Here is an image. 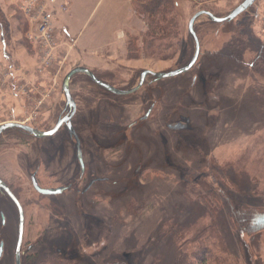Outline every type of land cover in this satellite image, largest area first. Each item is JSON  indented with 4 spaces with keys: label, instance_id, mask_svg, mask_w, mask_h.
<instances>
[{
    "label": "rangeland",
    "instance_id": "rangeland-1",
    "mask_svg": "<svg viewBox=\"0 0 264 264\" xmlns=\"http://www.w3.org/2000/svg\"><path fill=\"white\" fill-rule=\"evenodd\" d=\"M174 1L180 35L167 51L171 55L146 56L141 37L139 58L129 61V41L147 30L132 0H38L56 12L54 56L47 63L48 48L30 37L35 24L21 10L26 0H0L9 25L6 43L0 30V124L51 129L67 114L62 86L77 60L102 62L86 68L120 89L138 84L145 69L186 65L196 50L189 31L193 15L206 10L222 17L244 0ZM247 22L264 39V0L231 21L200 16L194 28L201 52L193 68L159 80L148 75L130 94H114L84 73L74 75L72 123L85 167L95 174L60 194L39 193L31 176L37 171L45 188L78 178L76 139L67 126L45 138L16 129L0 134V177L25 212L22 264H185L194 256L189 239L212 220L233 264L264 259V228L241 234L231 212L233 205L264 208V74L254 72L247 59L242 63L219 52ZM110 55L113 60L103 63L102 56ZM176 121L184 127L170 129ZM92 177L103 180L90 185ZM193 177L207 179L214 189L215 214L189 188ZM18 228V209L0 191V264H16Z\"/></svg>",
    "mask_w": 264,
    "mask_h": 264
},
{
    "label": "trees",
    "instance_id": "trees-1",
    "mask_svg": "<svg viewBox=\"0 0 264 264\" xmlns=\"http://www.w3.org/2000/svg\"><path fill=\"white\" fill-rule=\"evenodd\" d=\"M132 4L135 11L143 16V20L147 24V30L129 41V59L139 58L140 52H137L136 42L141 37L143 44L141 52L151 58L167 59L171 55L170 51L168 53L167 51L174 49L180 35L174 15L177 3L174 0H132ZM6 23V17L0 8V30L4 43H6L4 38L6 30L9 29V25ZM219 52L238 62L244 63L247 59L254 72L264 74V39L255 32L251 22L240 23ZM98 78L113 85L99 76ZM14 129L23 131L17 128ZM189 188L195 193V197L205 200L203 206L208 208L211 215L217 212L218 209L214 208V202L217 200L214 199L215 201H213V198H216L214 196L215 192L207 179L200 180V178L195 179L193 177L189 182ZM231 212L234 225L241 234H250L264 228V208L233 205L231 206ZM189 240L193 243L192 255L194 256L189 257L185 264H233L229 259L220 231L213 220L206 227L197 229L195 237ZM211 240L216 241V243H210ZM187 242L184 241L178 246L182 249ZM54 263L63 264L59 260ZM249 264H264V259L258 257L257 262L249 259Z\"/></svg>",
    "mask_w": 264,
    "mask_h": 264
},
{
    "label": "water",
    "instance_id": "water-1",
    "mask_svg": "<svg viewBox=\"0 0 264 264\" xmlns=\"http://www.w3.org/2000/svg\"><path fill=\"white\" fill-rule=\"evenodd\" d=\"M255 1L256 0H244L237 7H235L229 14L222 16V17L216 16L212 12L206 11V10H200L197 13H195L189 22V31L195 40L196 50H195V53H194L192 59L186 65H184L180 68H177L175 70L160 71V72L153 71L150 69H145L141 73V77H140L138 84H136L134 87H131L129 89H120V88L114 87V86L102 81L101 79H99L97 77V75L92 70H90L86 67H76V68L72 69L67 74V76L64 80L63 86H62V89H63L65 97H66V107L68 108L69 112L67 114H65L64 116L59 117L57 122L55 123V125L51 129L41 130V129L35 128L31 125L12 121V122H6L3 124H0V134H2L7 129L17 128V129H21V130L37 137V138H45V137L52 136V135L56 134L64 125H66L68 130H69V134L73 135L76 138V141H77L76 142L77 157H78V160L81 164V167L84 169V160H83V153H82V149H81L80 140H79V137L77 136V133H76V131L73 127V123H72L73 116L75 115V113L77 111V105H76L75 99L73 98V95H72L71 89H70L71 79L74 75H76L78 73H84V74L88 75L96 84L107 89L108 91H110L114 94L124 95V94H130V93L138 91L144 85L146 77L148 75L153 76L155 80H159V79H163V78L176 77V76H179L181 74H184L193 68V66L197 62V59H198L200 52H201L200 41H199V38H198L197 33L195 31V28H194V24H195L196 20L202 15H207L210 18V20H212L213 22L231 21V20L235 19L238 15H240L241 13L246 11L250 6H252L255 3ZM150 112H151V108L142 117V119H146L149 116ZM182 126L183 125L176 124L174 126L171 125L169 128L177 129V128L182 127ZM31 180H32V184H33V187L35 188V190L41 194L55 195V194H60L67 189V187H57V188L42 187L39 184L35 173L32 174ZM90 185H92V182L90 183ZM0 191L3 194L7 195L12 200V202L16 205V207L18 209L19 228H18V237H17V244H16L15 259H16V264H22L21 256H22V246H23V241H24V230H25L24 207H23L22 203L20 202V200L18 199V197L16 196V194L11 190V188L8 186V184L1 177H0ZM2 218H3V222H4L5 217L3 215H2ZM3 254H4V242H1V244H0V260L3 257Z\"/></svg>",
    "mask_w": 264,
    "mask_h": 264
},
{
    "label": "built area",
    "instance_id": "built-area-1",
    "mask_svg": "<svg viewBox=\"0 0 264 264\" xmlns=\"http://www.w3.org/2000/svg\"><path fill=\"white\" fill-rule=\"evenodd\" d=\"M38 0H26V2L21 6V10L26 13L30 25L35 27L32 28L31 38H34L35 41H40L45 47L48 48L46 53V61L50 62L54 56L53 47L55 41L53 39V20L56 14L55 11L47 9L46 7L41 8L37 4ZM49 3L56 4L54 0H49ZM31 14V16L29 15Z\"/></svg>",
    "mask_w": 264,
    "mask_h": 264
},
{
    "label": "flooded vegetation",
    "instance_id": "flooded-vegetation-1",
    "mask_svg": "<svg viewBox=\"0 0 264 264\" xmlns=\"http://www.w3.org/2000/svg\"><path fill=\"white\" fill-rule=\"evenodd\" d=\"M153 107H154V105H151V112L153 111ZM67 111V113L69 112V110H66ZM151 112H150V114H151ZM149 114V115H150ZM142 120H144V119H142ZM176 124H178V125H183L182 124V122L181 121H176V122H174L173 124H169L168 125V127H170L171 125L172 126H174V125H176ZM184 127V126H183ZM182 127V128H183ZM170 129H174V128H170ZM71 137H74L73 135H71V134H69ZM75 138V137H74ZM76 139V138H75ZM80 140V139H79ZM77 142V141H76ZM80 144H81V149H82V153H83V160H84V151H83V146H82V142L80 141ZM77 149V148H76ZM80 163V162H79ZM80 166H81V164H80ZM82 168V167H81ZM37 171H35V174H37L36 173ZM91 172V174L89 173V171H88V168H86L85 167V161H84V169L82 168L81 169V173H80V175L78 176V178H76L75 177V179H73L72 181H70L67 185L65 184V185H63V186H60V187H67L68 189L69 188H72V187H74V185H78V183L80 182V181H82V180H87V178H89L90 176H92V175H94L95 174V171H90ZM36 177H37V175H36ZM96 179H98V177H92L91 179H89L90 180V182L92 181V183L94 184V183H96L97 181H100V180H103V179H99V180H96ZM37 180H38V177H37ZM89 180H88V182H89ZM39 182V181H38ZM40 184V183H39ZM87 187V186H86ZM86 187L83 189V190H85V192L87 191L86 190ZM79 191V193H82L83 191L82 190H78ZM23 253V252H22ZM23 255V254H22Z\"/></svg>",
    "mask_w": 264,
    "mask_h": 264
},
{
    "label": "crops",
    "instance_id": "crops-1",
    "mask_svg": "<svg viewBox=\"0 0 264 264\" xmlns=\"http://www.w3.org/2000/svg\"><path fill=\"white\" fill-rule=\"evenodd\" d=\"M128 1H129V0H128ZM66 11H67V9H66ZM55 23H56L57 27H58L63 33H66V31H68V30H67L68 28H65V27L60 26L58 20H56ZM64 36H65V35H64ZM102 58H103V63H107V64H108V63L111 62V60H113L112 58H114V56H113V55L108 56V58H110V59H108V58L105 57V56H102ZM128 60H129V59H128ZM129 61H133V59H130ZM76 62H77V66H76V67H88V66H90V67H95L94 65H96V64H98V63H99V65H102V64H101L102 62H94V63H92V61H90V62H86V63H84V62H80L79 60H77ZM101 69H103V66H101Z\"/></svg>",
    "mask_w": 264,
    "mask_h": 264
}]
</instances>
